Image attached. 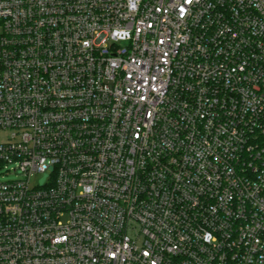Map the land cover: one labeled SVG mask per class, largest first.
<instances>
[{"label": "built area", "instance_id": "2783aa9c", "mask_svg": "<svg viewBox=\"0 0 264 264\" xmlns=\"http://www.w3.org/2000/svg\"><path fill=\"white\" fill-rule=\"evenodd\" d=\"M0 166V264H264V0H0Z\"/></svg>", "mask_w": 264, "mask_h": 264}, {"label": "rangeland", "instance_id": "374dc122", "mask_svg": "<svg viewBox=\"0 0 264 264\" xmlns=\"http://www.w3.org/2000/svg\"><path fill=\"white\" fill-rule=\"evenodd\" d=\"M48 174L36 175L31 180V187L43 186L48 181ZM15 179V175L8 173L5 167L0 166V181H8Z\"/></svg>", "mask_w": 264, "mask_h": 264}]
</instances>
